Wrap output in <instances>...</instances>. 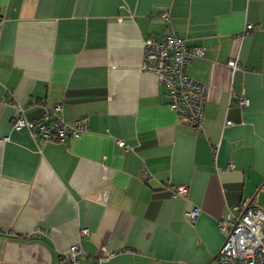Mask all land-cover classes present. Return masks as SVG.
<instances>
[{
	"label": "crops",
	"instance_id": "obj_1",
	"mask_svg": "<svg viewBox=\"0 0 264 264\" xmlns=\"http://www.w3.org/2000/svg\"><path fill=\"white\" fill-rule=\"evenodd\" d=\"M168 28L205 48L186 67L207 86L198 125L142 68ZM56 105L87 130L12 129ZM243 199L264 206V0H0V264H57L73 244L79 264H218V220Z\"/></svg>",
	"mask_w": 264,
	"mask_h": 264
},
{
	"label": "built area",
	"instance_id": "obj_2",
	"mask_svg": "<svg viewBox=\"0 0 264 264\" xmlns=\"http://www.w3.org/2000/svg\"><path fill=\"white\" fill-rule=\"evenodd\" d=\"M163 16L167 19L166 13ZM250 26L247 24L246 29ZM204 55V47L188 46L171 28L161 38L149 36L143 40V70L155 74L159 84L165 88L169 108L192 125H198L201 121L207 86L190 78L186 67L192 59ZM227 65L232 72L244 69L237 59H230ZM247 103V99L242 97L241 106L244 107ZM60 110L61 106L56 105L52 109H46L35 120L16 117L12 120L11 127L14 131L25 129L32 135L52 141L77 138L87 130L88 117L82 116L66 122L59 115ZM226 124H230V121H226ZM117 143L129 148L122 140ZM186 192L184 185H178L173 195L184 196ZM235 210L236 214L230 212L218 220V228L224 235L216 254L218 264H264V206L257 205L250 199H243ZM199 212V207H193L185 212V216L194 222ZM88 234V229L80 230V235ZM79 252L81 247L78 244L71 245L68 252L60 256L57 264H79ZM99 262L100 260L93 264Z\"/></svg>",
	"mask_w": 264,
	"mask_h": 264
}]
</instances>
